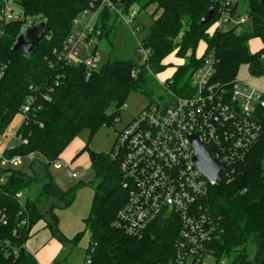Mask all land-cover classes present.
Listing matches in <instances>:
<instances>
[{
	"label": "trees",
	"instance_id": "1",
	"mask_svg": "<svg viewBox=\"0 0 264 264\" xmlns=\"http://www.w3.org/2000/svg\"><path fill=\"white\" fill-rule=\"evenodd\" d=\"M91 1L20 0L26 19L48 20L43 40L32 58L13 49L25 21L8 23L0 38V132L22 112L29 98H34L32 111L17 131L28 142L6 148L3 155L11 158L37 153L45 159V162L32 160L33 174L16 167L0 168L7 177L0 187V207L7 209L10 218L9 224L0 228V264H37L26 243L42 220L53 238L63 245L82 239L83 233L68 239L60 230L54 210L71 205L76 191L61 189L50 173V166L84 129L94 134L104 124L116 122L130 92L151 93L152 74L133 58L109 60L88 79L83 66L52 67L56 62L54 50L62 46L73 19ZM250 2L254 31L237 33L213 30L216 13L209 23L201 24L210 8L216 7L217 0H121L125 11L137 6L141 12L156 4L153 15L157 17L144 39L145 46L151 49L149 68L159 74L172 64L166 62L170 55L175 53L183 59L175 65L170 85L178 94L183 86H190L193 72L202 66L210 50L218 58L214 75L217 81L228 83L236 79L245 63L253 74L264 75V0ZM110 16L108 9H104L103 36L110 32H104ZM255 38H260L263 46L251 51L249 42ZM203 42V52L198 53ZM137 66L140 71L133 76ZM257 118L263 128L259 142L244 161L235 165L232 179H223L212 186L204 199L218 222V235L211 247L218 258L226 257L230 264H264V107L257 110ZM84 151L89 153L96 182L91 213L85 220L90 242L94 244L92 264H160L171 259L179 233L178 220L162 216L142 238L126 235L114 225L119 209L128 198L122 184L120 159L88 147L76 158ZM40 182H44L41 190L29 196L23 208L16 193L32 189ZM24 219H28V224H21Z\"/></svg>",
	"mask_w": 264,
	"mask_h": 264
},
{
	"label": "built area",
	"instance_id": "2",
	"mask_svg": "<svg viewBox=\"0 0 264 264\" xmlns=\"http://www.w3.org/2000/svg\"><path fill=\"white\" fill-rule=\"evenodd\" d=\"M20 0H0V38L4 27L13 21L26 19ZM135 7V6H134ZM132 7L124 12L121 0H93L72 21V28L62 46L54 50L56 62L52 67L83 66L88 79L98 68L100 55L98 43L103 36L101 14L108 9L111 15L129 16L133 24L139 9ZM217 17L212 29L220 32L254 31V14L250 0H217ZM141 30L140 26L135 31ZM140 65L149 68L151 49L139 42ZM218 58L214 50L204 57L201 67L190 80L192 93L178 94L171 89L174 73L161 84L171 95L169 100L153 103L138 114L120 132L113 159H120L123 187L128 198L119 209L114 225L131 237L142 238L149 226L160 217H173L179 222L174 256L160 264H230L228 258H218L211 243L218 235L217 219L210 212L204 199L212 186L223 179H232L235 165L244 161L251 149L259 142L263 128L257 118V110L264 107V91L237 79L223 83L214 79ZM140 66L133 70V76ZM2 76V73L0 74ZM31 97L22 110L24 120L32 111ZM128 108L127 103L124 105ZM119 119V118H118ZM23 120V121H24ZM189 134L201 137L204 146L214 159L227 158V165L216 181H211L193 163L194 148ZM26 144L27 139L16 133ZM11 140V139H10ZM11 144L7 148H15ZM37 153L26 156H2L0 168L18 166L24 159L34 160ZM58 167H65L71 178L81 180L85 174L73 172L68 163L57 160ZM7 181L0 171V187ZM16 198L24 208L23 191ZM9 214L0 207V228L9 224ZM22 225L28 224L24 219ZM94 244L90 242L81 264H92Z\"/></svg>",
	"mask_w": 264,
	"mask_h": 264
},
{
	"label": "rangeland",
	"instance_id": "3",
	"mask_svg": "<svg viewBox=\"0 0 264 264\" xmlns=\"http://www.w3.org/2000/svg\"><path fill=\"white\" fill-rule=\"evenodd\" d=\"M135 8L139 9L137 6L134 7V9ZM16 10L24 13L23 8L16 7ZM155 11L156 4H150L146 9L139 12L133 24L127 23L129 16L125 18L119 15L110 16L108 20L109 26L104 29V32H110L108 34L105 33V36L100 39L97 46L100 55L97 70L109 60L116 58H133L135 62L140 63V56L137 52L138 44L150 33L154 19L157 17V14H155V16L153 15ZM124 12L129 13L130 11H125L124 9ZM102 15L103 13L101 14V21H103ZM28 18L35 20L33 17ZM136 26H140L141 30L135 31ZM261 44V39L255 38L249 42V47L251 51H254V49L260 47ZM204 47L205 43L203 42L198 48V53H202ZM169 60L172 62V66L170 65V67L160 74L151 75L150 94L141 91L130 92L126 99L128 108H125V106L122 107L121 115L116 122L104 124L94 134L90 129H84L61 154L59 159L68 163L71 171L85 174L81 180L71 178L66 168L58 167L56 162L50 166V173L61 189L64 191H76L75 200L71 205L54 210L59 219L60 230L68 239H73L78 234L83 233L82 239L78 243L71 245H63L58 240L64 246L61 257L63 264H81L85 255V249L91 239L85 220L91 213L95 195V172L91 167L88 151H84L76 158L77 154L85 147L97 153H112L115 149L120 132H122L129 123L133 122L140 112L153 103H162L163 101L169 100L171 95L168 93L165 86L161 84V80L165 79L166 76L174 70L175 65L184 61L178 58L175 53L167 58V61ZM236 79L264 91V75L253 74L250 71L249 65L246 63L242 64L240 67ZM180 91L182 95H189L192 93V88L191 86H183ZM113 109L114 107L112 110ZM23 120L24 115L21 112L16 114L6 129L0 132V160L10 139L13 144H20L18 138L12 139V137L17 133ZM36 159V161L45 162V159L39 154ZM7 167H16L25 173L33 174L32 161L29 159H24L18 166H3V168ZM35 188H37V186L32 189L22 190L25 194L23 198L24 205L29 196L35 195ZM58 241L55 239L53 244L55 246L59 245ZM38 264H40V260Z\"/></svg>",
	"mask_w": 264,
	"mask_h": 264
},
{
	"label": "water",
	"instance_id": "4",
	"mask_svg": "<svg viewBox=\"0 0 264 264\" xmlns=\"http://www.w3.org/2000/svg\"><path fill=\"white\" fill-rule=\"evenodd\" d=\"M214 12L215 7L210 8L202 18L201 24L205 25L209 23ZM47 27V19H39L35 20L33 24L23 25L20 34L15 38L13 49L21 50L25 57L32 58L43 40ZM189 139L195 151L193 157L195 167L207 176L209 180L216 181L220 172L227 165V158L214 159L204 146L201 137L189 134Z\"/></svg>",
	"mask_w": 264,
	"mask_h": 264
},
{
	"label": "crops",
	"instance_id": "5",
	"mask_svg": "<svg viewBox=\"0 0 264 264\" xmlns=\"http://www.w3.org/2000/svg\"><path fill=\"white\" fill-rule=\"evenodd\" d=\"M256 39L260 40V38H256ZM252 40H254V39H252ZM262 46H263V43L261 44L260 47H257L256 49H254V51L259 50ZM166 62L172 63L170 60L167 61V59H166ZM175 71H176V67H174V70H172L170 72V74H168V76H166V78L171 76ZM11 144H13L12 140L9 141L7 147ZM36 158H37V156H36ZM89 159H90V157H89ZM90 163H91V161H90ZM43 183L44 182H42V183L40 182V183L35 184V186H37V188H35V195L41 190ZM24 196H25V194H24ZM55 210H57V208ZM54 242H55V238H53L50 229L46 227V222L44 220H42L39 223H37V225H35V227L33 228L32 233H31V237L29 238V240L26 243V247L35 256V258L37 260V264H38L39 260H40V264H49V263L56 264L57 262H60V264H63L61 257H62V251L64 250L63 249L64 246L59 241H58L59 245L55 246L53 244Z\"/></svg>",
	"mask_w": 264,
	"mask_h": 264
}]
</instances>
